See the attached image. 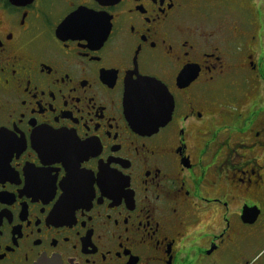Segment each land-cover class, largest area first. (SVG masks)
<instances>
[{
    "label": "flooded vegetation",
    "instance_id": "1",
    "mask_svg": "<svg viewBox=\"0 0 264 264\" xmlns=\"http://www.w3.org/2000/svg\"><path fill=\"white\" fill-rule=\"evenodd\" d=\"M50 262L264 264V0H0V264Z\"/></svg>",
    "mask_w": 264,
    "mask_h": 264
},
{
    "label": "water",
    "instance_id": "2",
    "mask_svg": "<svg viewBox=\"0 0 264 264\" xmlns=\"http://www.w3.org/2000/svg\"><path fill=\"white\" fill-rule=\"evenodd\" d=\"M164 87L155 79L142 78L138 81L131 82L127 87V104L131 112L138 117L139 120L145 121V129H156L163 125V121L167 116L170 117L173 107L168 110L164 118L160 108V97L163 95ZM167 117V118H168ZM147 119L149 121L147 122ZM45 264H54L52 262Z\"/></svg>",
    "mask_w": 264,
    "mask_h": 264
}]
</instances>
